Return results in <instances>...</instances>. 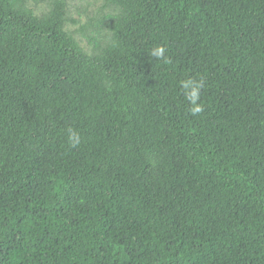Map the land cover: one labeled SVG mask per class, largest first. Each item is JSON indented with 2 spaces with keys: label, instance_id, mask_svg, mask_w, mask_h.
Masks as SVG:
<instances>
[{
  "label": "trees",
  "instance_id": "trees-1",
  "mask_svg": "<svg viewBox=\"0 0 264 264\" xmlns=\"http://www.w3.org/2000/svg\"><path fill=\"white\" fill-rule=\"evenodd\" d=\"M102 3L0 0V264H264V0Z\"/></svg>",
  "mask_w": 264,
  "mask_h": 264
},
{
  "label": "rangeland",
  "instance_id": "rangeland-1",
  "mask_svg": "<svg viewBox=\"0 0 264 264\" xmlns=\"http://www.w3.org/2000/svg\"><path fill=\"white\" fill-rule=\"evenodd\" d=\"M67 1V7H68V17L76 21V23L72 24V22H69L67 24L68 32L72 33L75 39L78 41L81 48L86 53H91L92 49L89 45V42L85 36V34L81 33V28L85 24L87 25L88 22L91 20H99L103 21V15H106L108 13L107 9H103V3L102 0H66ZM47 7L45 5H38L35 8V12L37 15H40L41 13L45 12ZM96 22H94L95 24ZM98 34L99 40H104L107 35V28L100 26Z\"/></svg>",
  "mask_w": 264,
  "mask_h": 264
},
{
  "label": "clouds",
  "instance_id": "clouds-1",
  "mask_svg": "<svg viewBox=\"0 0 264 264\" xmlns=\"http://www.w3.org/2000/svg\"><path fill=\"white\" fill-rule=\"evenodd\" d=\"M165 53L166 49L163 46H157L152 49L151 56L156 58L157 60L164 59L165 62H168ZM181 86L185 90V97L191 105V114L195 116L202 112V105L198 103V101L200 100V90L203 87L202 83L188 80L182 82ZM70 140L73 147H75L79 143L78 136H75L74 134L70 136Z\"/></svg>",
  "mask_w": 264,
  "mask_h": 264
}]
</instances>
